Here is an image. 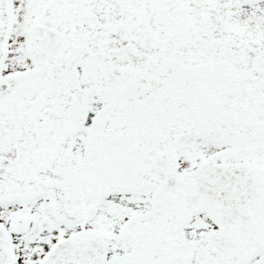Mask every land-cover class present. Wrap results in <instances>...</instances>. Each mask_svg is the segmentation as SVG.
Returning <instances> with one entry per match:
<instances>
[{
    "label": "snow or ice",
    "instance_id": "snow-or-ice-1",
    "mask_svg": "<svg viewBox=\"0 0 264 264\" xmlns=\"http://www.w3.org/2000/svg\"><path fill=\"white\" fill-rule=\"evenodd\" d=\"M0 264H264V0H0Z\"/></svg>",
    "mask_w": 264,
    "mask_h": 264
}]
</instances>
